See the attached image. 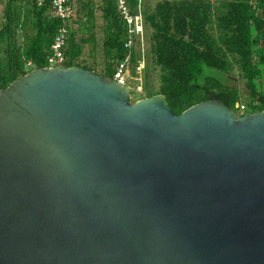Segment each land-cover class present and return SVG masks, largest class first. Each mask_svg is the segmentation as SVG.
<instances>
[{
  "label": "water",
  "instance_id": "95a60500",
  "mask_svg": "<svg viewBox=\"0 0 264 264\" xmlns=\"http://www.w3.org/2000/svg\"><path fill=\"white\" fill-rule=\"evenodd\" d=\"M78 65L0 86V264H264V110Z\"/></svg>",
  "mask_w": 264,
  "mask_h": 264
},
{
  "label": "trees",
  "instance_id": "16d2710c",
  "mask_svg": "<svg viewBox=\"0 0 264 264\" xmlns=\"http://www.w3.org/2000/svg\"><path fill=\"white\" fill-rule=\"evenodd\" d=\"M126 3L132 13H141L144 25L150 28L151 64L159 71L157 94L165 96L174 112L179 114L209 99H219L232 109L236 103L249 100V112L264 110V0H156L153 6L146 0ZM73 6L63 64L113 78L118 63L127 58V65L135 70L140 62L134 50L138 40L129 35L117 1L74 0ZM258 9L262 16L257 14ZM96 10L103 18L104 61L100 70L94 63L79 60L83 41L93 37ZM74 23L77 28H73ZM61 25L62 19L54 15L49 0L41 4L36 0H2V88L31 69L48 65L50 45ZM84 32L86 37L82 36ZM129 38L131 45L127 46ZM234 66L246 79L248 92L223 82L206 69L229 73ZM131 94L134 101L144 97H138L136 91Z\"/></svg>",
  "mask_w": 264,
  "mask_h": 264
},
{
  "label": "rangeland",
  "instance_id": "374dc122",
  "mask_svg": "<svg viewBox=\"0 0 264 264\" xmlns=\"http://www.w3.org/2000/svg\"><path fill=\"white\" fill-rule=\"evenodd\" d=\"M156 0H146V2L153 6ZM75 11V8H74ZM96 17L94 21L93 27V37L88 41H83L82 43V52L79 60H84L86 63H94L95 66L100 70L103 68L104 61V49H103V18L101 17L100 11H95ZM257 14L262 16L260 9L257 10ZM141 22H143L141 24ZM141 29L138 31L139 36H136L138 40L134 46V50L136 55L140 57V62L138 63L135 70H132L130 65H127L123 71V81L130 86V94L133 91H136L137 96H150L153 94H157L159 90V71L157 68H153L151 64V57L149 54V34L150 28L149 26L144 25L143 18L138 19L137 22ZM73 28H77V23H74ZM88 34L83 33L82 36L86 37ZM80 34L77 33L76 39H79ZM21 38H19L20 42ZM145 64V66H144ZM208 72L213 74L214 76L221 79L223 82L237 86L241 91L248 92L249 88L246 85V79L240 75V70L237 67H233L229 73H220L213 69L206 68ZM100 73L99 71H96ZM233 78L231 80L230 78ZM131 101H134L133 96L131 94ZM249 100L241 101L237 104H243L245 106V110H239L235 107L233 110L239 114L249 112L247 109V104Z\"/></svg>",
  "mask_w": 264,
  "mask_h": 264
},
{
  "label": "built area",
  "instance_id": "2783aa9c",
  "mask_svg": "<svg viewBox=\"0 0 264 264\" xmlns=\"http://www.w3.org/2000/svg\"><path fill=\"white\" fill-rule=\"evenodd\" d=\"M38 4L44 2V0H36ZM74 0H49L52 12L55 16L60 17L62 19V25L56 31L54 35L53 41L50 45L51 54L47 56V66H54V65H62L65 60L64 49L67 45V37H68V29L67 24L74 15ZM117 1V8L122 15V17L126 20L129 29V35L139 36L138 31L141 29L140 25L137 22L138 19H142L141 13L135 12L132 13L129 9L126 0H116ZM2 0H0L1 4ZM143 22H141L142 24ZM127 46L131 45V39L129 38L126 41ZM127 58L123 61L119 62L116 70L114 72V79L123 81V71L127 66ZM238 109L244 110L245 106L243 104L236 105Z\"/></svg>",
  "mask_w": 264,
  "mask_h": 264
}]
</instances>
